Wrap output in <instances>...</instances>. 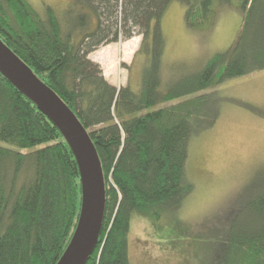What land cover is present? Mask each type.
Returning <instances> with one entry per match:
<instances>
[{"label":"trees","instance_id":"16d2710c","mask_svg":"<svg viewBox=\"0 0 264 264\" xmlns=\"http://www.w3.org/2000/svg\"><path fill=\"white\" fill-rule=\"evenodd\" d=\"M171 0H68L36 10L0 0V39L68 105L99 157L105 203L97 243L84 264H131L130 219L180 209L193 184L189 140L220 117L221 82L264 69V0H181L188 29L204 33L216 3L242 13L236 38L196 71L173 70L161 85V18ZM141 36L140 90L115 86L89 54ZM176 100V102L169 103ZM161 103L167 105L154 108ZM0 264H56L75 233L81 206L69 144L35 102L0 73ZM240 194L210 264H264V167ZM222 228V227H221ZM223 230V229H222Z\"/></svg>","mask_w":264,"mask_h":264},{"label":"rangeland","instance_id":"374dc122","mask_svg":"<svg viewBox=\"0 0 264 264\" xmlns=\"http://www.w3.org/2000/svg\"><path fill=\"white\" fill-rule=\"evenodd\" d=\"M28 2L41 11L45 4L64 8L68 0ZM185 9L181 0H171L161 18L165 39L162 88L173 80L172 69L180 73L196 71L211 55L226 50L242 22L240 10L216 3L215 21L201 33L186 27ZM140 45L141 36L134 34L129 39L99 46L89 58L95 59L109 82L117 87L129 84L137 93L144 61ZM213 90L221 99L220 117L188 144L185 172L193 189L178 211L163 214L158 220L132 214L128 233L131 264H210L240 194L264 167V69L225 80L201 92ZM173 102L176 100L169 103ZM0 145L22 152L40 146L20 149L3 141Z\"/></svg>","mask_w":264,"mask_h":264},{"label":"water","instance_id":"95a60500","mask_svg":"<svg viewBox=\"0 0 264 264\" xmlns=\"http://www.w3.org/2000/svg\"><path fill=\"white\" fill-rule=\"evenodd\" d=\"M0 73L51 119L74 153L81 185L80 214L72 240L56 264H84L97 243L105 203L95 147L75 113L1 39Z\"/></svg>","mask_w":264,"mask_h":264},{"label":"crops","instance_id":"0c3cea01","mask_svg":"<svg viewBox=\"0 0 264 264\" xmlns=\"http://www.w3.org/2000/svg\"><path fill=\"white\" fill-rule=\"evenodd\" d=\"M92 60H95V59H93V58H91ZM110 83H112V84H114L112 81L110 82ZM115 85V84H114ZM115 86H117V85H115Z\"/></svg>","mask_w":264,"mask_h":264}]
</instances>
